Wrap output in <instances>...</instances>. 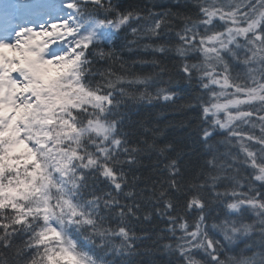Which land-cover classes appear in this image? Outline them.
I'll return each instance as SVG.
<instances>
[{
	"label": "snow or ice",
	"instance_id": "snow-or-ice-1",
	"mask_svg": "<svg viewBox=\"0 0 264 264\" xmlns=\"http://www.w3.org/2000/svg\"><path fill=\"white\" fill-rule=\"evenodd\" d=\"M157 7L0 0V264H264V0Z\"/></svg>",
	"mask_w": 264,
	"mask_h": 264
},
{
	"label": "trees",
	"instance_id": "trees-1",
	"mask_svg": "<svg viewBox=\"0 0 264 264\" xmlns=\"http://www.w3.org/2000/svg\"><path fill=\"white\" fill-rule=\"evenodd\" d=\"M183 2V0H181ZM121 3H123L125 6H136V5H143V4H151L155 3L157 4V9L158 11H162L167 7H175L177 0H121ZM125 60L128 62L129 66H131V61L136 59L138 56H148L147 53H142L137 50H133L132 52H129L127 50L123 51L121 53ZM135 69L137 71H142L143 73H147L151 71V66L150 65H135ZM117 70H119L117 68ZM186 93H182L184 95ZM149 113L151 117L158 121L159 125L161 127H165L169 124H179L181 121L183 122H191L193 124L196 123L197 120V110L196 109H191L188 111H185L183 113H177L174 112L170 107H165L163 105L151 108L149 110ZM177 131H180L177 128H168V133L169 135H174L176 134ZM157 260L158 264H168V257L163 256V255H157L155 257Z\"/></svg>",
	"mask_w": 264,
	"mask_h": 264
}]
</instances>
